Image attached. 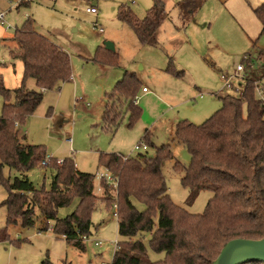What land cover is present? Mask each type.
Wrapping results in <instances>:
<instances>
[{
    "label": "rangeland",
    "instance_id": "1",
    "mask_svg": "<svg viewBox=\"0 0 264 264\" xmlns=\"http://www.w3.org/2000/svg\"><path fill=\"white\" fill-rule=\"evenodd\" d=\"M21 1L6 0L7 6H0L4 23L0 25V75L4 88L12 91L21 85L23 66L11 57L5 39L13 37L26 19L34 22L38 34L69 56L71 68V80L58 90L44 92L41 104L17 127L21 143L42 146L51 157L44 168L40 167L42 158L37 167L27 171V179L36 189L48 190L55 174L49 167L51 161L60 164L71 159L79 172L96 174L104 172L98 161L100 154L153 158L156 149L165 147L171 151L172 159L163 163L161 171L171 201L189 214H202L212 194L201 191L190 200L188 190L181 185L183 169H174L175 164L187 167L190 156L175 140L174 131L179 121L203 123L222 107L219 96L240 95L223 89L221 76L233 75L251 52L250 39L258 35L260 26L256 19L245 25L243 17L249 11L248 3L254 5L255 0H232L240 6L238 15L230 13L227 6H220L219 0H204L189 24L181 22L174 7L184 0H163L168 19L160 27L154 47L140 46L130 28L117 17L119 7H123L143 18L152 0H24L28 3L18 6ZM91 6L96 14L86 11ZM105 42H110L114 50L101 64L94 63L93 58ZM257 44L264 49V37H259ZM256 53L254 50L250 54L255 57ZM169 59L182 72L180 77L165 73ZM125 72L134 73L149 90L145 95L139 90L136 95L141 116L131 126L130 114L122 102V115L115 126L104 125L105 95L123 79ZM32 82L25 83L27 89H34ZM238 82L242 85L241 80ZM259 85L262 93L256 91L257 97L264 102V78ZM2 104L0 95V115ZM145 134L147 138L143 139ZM68 139L71 144L66 142ZM140 142L147 149L134 151ZM3 173L5 177L17 176L7 169ZM95 193L101 194L98 182ZM6 197L0 185V264H111L119 238L115 210L107 204L98 203L91 215L90 234L83 240L82 248L77 249L52 233L53 222L49 221L44 230L45 222L39 213L32 227L7 226L3 206ZM76 204L74 200L59 209L56 217L70 215ZM149 256L151 260L163 257L151 251Z\"/></svg>",
    "mask_w": 264,
    "mask_h": 264
},
{
    "label": "trees",
    "instance_id": "2",
    "mask_svg": "<svg viewBox=\"0 0 264 264\" xmlns=\"http://www.w3.org/2000/svg\"><path fill=\"white\" fill-rule=\"evenodd\" d=\"M195 1L198 2L184 0L176 5L181 22L188 23L204 0L193 5ZM254 13L261 24L260 35L264 36V4ZM117 17L141 46L154 47L168 14L163 0H153L143 18L123 7H119ZM13 41L16 47L10 53L23 66L21 85L7 90L0 75V185L7 194L3 202L7 226L32 227L39 213L45 222L44 230L49 221L53 222L51 231L55 236L81 249L90 234L91 215L98 203L108 208L115 205L119 241L111 264H212L229 241L264 237V102L256 93L264 78V51L255 57L246 54L242 59V85L238 82L236 90L239 96H219L222 107L200 125L187 121L176 124L174 138L190 156L187 167L174 165L176 171L183 169L181 185L188 190L190 200L201 191L212 194L203 213L192 215L176 206L168 195L161 168L172 159V153L165 147L156 149L153 158L138 155L123 159L116 154H100L99 163L117 180L115 190L100 182V195L95 193V174L79 172L71 159L60 164L51 161L49 167L55 174L49 189H36L25 173L37 167L46 153L42 146L21 143L17 127L41 104L44 92L58 90L71 80L70 59L38 34L30 19L15 31ZM106 55L109 51L100 47L92 61L101 64ZM115 57L114 54L112 62ZM165 72L174 77L182 75L170 59ZM28 80L34 81L35 90L26 88ZM141 89L135 74L125 72L105 95L104 125L115 126L124 102L133 126L141 116L140 108L133 104ZM146 138L147 134L143 139ZM5 169L17 176L5 177ZM74 200L75 210L58 219V210ZM5 233L4 229L1 235ZM149 251L163 257L151 260Z\"/></svg>",
    "mask_w": 264,
    "mask_h": 264
},
{
    "label": "water",
    "instance_id": "3",
    "mask_svg": "<svg viewBox=\"0 0 264 264\" xmlns=\"http://www.w3.org/2000/svg\"><path fill=\"white\" fill-rule=\"evenodd\" d=\"M104 48L113 51L110 42L104 43ZM264 264V237L260 240L236 239L229 241L220 250L212 264Z\"/></svg>",
    "mask_w": 264,
    "mask_h": 264
},
{
    "label": "built area",
    "instance_id": "4",
    "mask_svg": "<svg viewBox=\"0 0 264 264\" xmlns=\"http://www.w3.org/2000/svg\"><path fill=\"white\" fill-rule=\"evenodd\" d=\"M87 12L88 13H92V14H96V9L94 7H91L89 9H87ZM0 25H4L3 23V16L2 14H0ZM100 33H102V30L100 29L99 30ZM243 69H244V65H238L236 67V72L231 75V76H225V75H222L221 76V79L224 81L223 82V89H228V90H231V87H232V83L233 82H236L237 85H238V81L241 80L242 78V75H243ZM240 73H241V76H240ZM238 87V86H237ZM256 91L258 92V94H261L262 92V88H260V85L257 87ZM148 91L146 88H142L141 89V93L142 94H146ZM237 92V91H235ZM137 96L134 97L133 99V103L137 105ZM67 143L71 144V140L68 139L66 140ZM142 143V142H140ZM147 149V146L146 144L142 143V144H137L133 150L134 151H140V150H146ZM51 159L50 156L46 155L45 158L40 162V167L44 168L45 165L48 163V161ZM123 159H126V157H123ZM95 180L96 182L100 183V182H104V183H107L108 185L112 186V188L115 190L116 189V186H117V180L114 179L112 177V175L107 171V170H104L103 173H96L95 174ZM98 191H100V189L98 188ZM113 209L115 210V212L113 213L114 217H116V206L114 205L113 206ZM118 248V245L117 243H115V249Z\"/></svg>",
    "mask_w": 264,
    "mask_h": 264
},
{
    "label": "crops",
    "instance_id": "5",
    "mask_svg": "<svg viewBox=\"0 0 264 264\" xmlns=\"http://www.w3.org/2000/svg\"><path fill=\"white\" fill-rule=\"evenodd\" d=\"M232 0H219V5L220 6H227V8L228 9H230L229 11H230V13L231 12H235L236 13V15H238V12H239V8H240V6L239 5H236V3L235 2H231ZM6 0H0V6L1 7H3V6H7L6 5ZM22 2L23 3H18V6L19 5H21V4H25V3H28L27 1H24V0H22ZM182 2V1H181ZM203 2H205V1H203ZM180 3V2H179ZM152 4H153V0H152ZM178 3H175L174 4V7H175V9H176V5H177ZM252 4H254V5H251L250 3H248V6L250 7L249 8V11H245V13H247V15H245V13H244V17L243 18H246V24L245 25H249L251 22H253V20L252 19H256V21L258 22V24H259V26H260V28H259V30H258V32H257V36L255 35V36H253V38L252 39H250V42H251V52H253L254 50H256L257 51V53L258 52H260V51H264V49L263 48H261L258 44H257V41H258V38L259 37H264V36H261L260 35V32H261V24H260V22L257 20V18H256V16H255V13H254V10H256L257 8H259L262 4H264V0H255L254 1V3H252ZM91 7H93V6H91ZM151 7H152V5H151ZM200 9V8H199ZM177 10V9H176ZM87 11V10H86ZM221 11V10H220ZM198 11H196V13H197ZM177 13H178V18L180 17V14H179V12H178V10H177ZM195 13V14H196ZM195 14H193V15H195ZM193 15H192V17H193ZM191 17V18H192ZM250 17H253V18H250ZM191 18H190V20H191ZM27 20V19H26ZM189 20V21H190ZM188 24H189V22H188ZM158 34H159V31H158V33H157V39H158ZM11 36V35H10ZM13 36V35H12ZM5 40H7V42H5V44L9 47V48H11L10 49V51L12 50V49H14L15 47H16V44H15V42L13 41V37H11V38H7V39H5ZM140 45V44H139ZM141 46V45H140ZM143 47V46H142ZM250 52V53H251ZM249 53V51H248V53L247 54H250ZM256 53V54H257ZM11 54V53H10ZM251 55V54H250ZM252 56V55H251ZM256 56V55H255ZM11 57H12V55H11ZM253 57V56H252ZM15 60V59H14ZM166 73V72H165ZM33 81V80H32ZM33 84V87H34V89H31V90H35L36 89V86H35V83H34V81L32 82ZM142 84V83H141ZM236 84V85H235ZM240 86V84L238 83V85H237V83L236 82H233L232 83V87H231V90H234V91H236L237 89H238V87ZM142 88H146L145 86H143V84H142V86H141ZM147 89V88H146ZM147 93L146 94H148L149 93V90L147 89ZM143 95H145V94H143ZM27 145V144H26ZM29 145V144H28ZM77 170V169H76Z\"/></svg>",
    "mask_w": 264,
    "mask_h": 264
}]
</instances>
